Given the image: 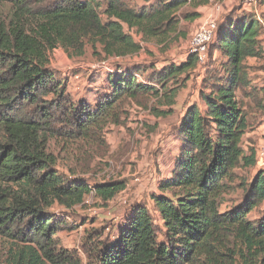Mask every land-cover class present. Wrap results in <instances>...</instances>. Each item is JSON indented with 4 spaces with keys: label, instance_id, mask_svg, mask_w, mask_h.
Wrapping results in <instances>:
<instances>
[{
    "label": "trees",
    "instance_id": "trees-1",
    "mask_svg": "<svg viewBox=\"0 0 264 264\" xmlns=\"http://www.w3.org/2000/svg\"><path fill=\"white\" fill-rule=\"evenodd\" d=\"M135 2L0 0V235L7 243L0 264H82L59 246L56 231L64 220L52 209H72L90 193L106 205L125 188L124 179L90 186L82 177L66 178L48 149L56 125L70 128V137L74 130L94 140L92 129L119 122L117 108L143 96L165 104L166 110L152 111L167 115L196 69L192 53L154 68L148 81L136 77L146 69L139 63L115 65L107 77L109 91L94 106L73 103L66 79L50 66L54 49L81 56L88 45L97 57L132 55L141 45L131 31L157 44L185 38L182 24L199 18V8L211 0ZM258 2L264 6V0ZM260 28L253 14H230L217 23L208 57L219 54L222 72L205 77L208 85L199 93L204 108L192 103L180 118L170 176L152 195L162 238L146 206L135 204L115 238L99 241L86 264H264V208L249 216L264 201V167L253 146L244 149L248 105L237 95L243 92L245 101L251 95L243 91L250 84L245 60L264 53ZM257 104L264 109L262 101ZM254 166L249 180L235 171ZM235 179L241 199L221 210Z\"/></svg>",
    "mask_w": 264,
    "mask_h": 264
},
{
    "label": "rangeland",
    "instance_id": "rangeland-1",
    "mask_svg": "<svg viewBox=\"0 0 264 264\" xmlns=\"http://www.w3.org/2000/svg\"><path fill=\"white\" fill-rule=\"evenodd\" d=\"M128 1L130 5L132 1H137V4L142 2ZM137 4L133 6L139 7ZM230 14L232 17L253 14L261 25L260 35L264 36V6L258 0H211L199 18L182 24L187 31L185 38L157 44L143 41L139 34L125 28L140 43L141 49L138 52L124 57L102 58L94 55L88 45L81 56H70L58 47L49 55L50 66L57 77L66 79V93L73 103L87 102L94 106L96 100L109 91L107 77L109 73L112 74L115 65L139 63L146 69L137 72V78L148 81L154 68L166 63H178L187 57L190 34L205 19L215 18L219 24ZM261 43L264 47V39ZM219 59V54L214 52L205 63L197 65L184 86L179 88L172 111L167 115L157 116L152 111L155 106L166 110L165 104L159 105L154 96H143L138 103L126 100L117 108L119 122L108 123L101 130L92 129L91 132L96 135L94 140L77 135L74 130V136L70 137L71 134L67 132L70 128L62 124L55 126L54 134L48 141V149L56 155L57 169L66 178L79 176L90 186L108 179H124L126 182L125 188L106 205L90 193L83 204L72 209L58 206L52 209L64 220L56 231L59 246L77 255L82 264L91 260L99 241L115 238L118 227L135 204L146 206L158 229L159 238H162V223L152 195L161 192L159 181L170 176L180 145L177 132L179 120L192 103H197L200 109L204 108L199 93L206 87L205 77L214 72H222L221 65L217 64ZM245 63L250 84L243 91L251 92V95L246 101L242 98L243 92L237 95L248 105L246 111L250 128H247L242 142L244 149L250 146L256 149L264 145V109L257 104L259 101L264 104V53L259 58H247ZM205 92L208 93V90ZM255 169L256 166L237 168L235 171L239 178L249 180ZM238 182L239 179H235L232 183L233 189L225 195L221 210L233 206L241 199L242 190L238 188ZM260 208H264V201L252 209L249 216H258ZM6 245V238L0 235V259L4 257Z\"/></svg>",
    "mask_w": 264,
    "mask_h": 264
},
{
    "label": "built area",
    "instance_id": "built-area-1",
    "mask_svg": "<svg viewBox=\"0 0 264 264\" xmlns=\"http://www.w3.org/2000/svg\"><path fill=\"white\" fill-rule=\"evenodd\" d=\"M216 26L215 18H207L190 34L188 53L196 55L198 64L205 63L208 58V46L214 38ZM256 157L258 164L264 167V145L256 148Z\"/></svg>",
    "mask_w": 264,
    "mask_h": 264
},
{
    "label": "crops",
    "instance_id": "crops-1",
    "mask_svg": "<svg viewBox=\"0 0 264 264\" xmlns=\"http://www.w3.org/2000/svg\"><path fill=\"white\" fill-rule=\"evenodd\" d=\"M203 9H205V6L203 8H199V11L202 13Z\"/></svg>",
    "mask_w": 264,
    "mask_h": 264
}]
</instances>
